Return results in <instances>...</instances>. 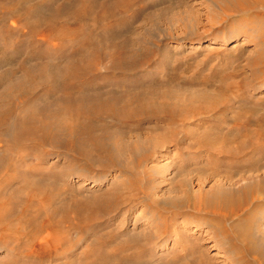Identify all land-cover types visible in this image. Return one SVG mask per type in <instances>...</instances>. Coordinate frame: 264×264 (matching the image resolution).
<instances>
[{"label": "rangeland", "instance_id": "1", "mask_svg": "<svg viewBox=\"0 0 264 264\" xmlns=\"http://www.w3.org/2000/svg\"><path fill=\"white\" fill-rule=\"evenodd\" d=\"M66 1L20 0L35 8L41 2L44 17ZM128 4L112 17L90 22L86 51L95 64L85 77L88 84H83L89 88L81 87L90 95L102 90L101 97H112L117 105L134 95L156 100L150 109L154 114L146 116L144 111L131 120L122 115L126 120L118 123L109 117L93 121L98 143L121 138L131 144L118 154L116 163L104 155H99L100 163L90 160L86 155L96 150L85 135L84 143L70 150L62 143L63 134L55 137L53 147L30 137L12 151L0 143V264H182L179 255L186 250L182 244L187 238L209 264H264L263 188H257L253 199L229 218L221 217L211 203L208 211L204 207L197 211L182 197L184 189L197 199L211 191L236 194L246 183L264 179V63L254 60L264 42V20L255 17L258 11L250 18L235 12L226 17L218 0ZM27 20V16L0 19V27L7 28H0V49L19 50L22 55L41 49L43 56L52 54L64 61L81 43L74 36L45 43L22 25ZM53 42L59 43L55 49ZM120 46L127 52L121 54ZM9 66H2L0 73ZM13 66L15 80L22 71L17 61ZM1 88L4 83L0 94ZM42 103L38 100L39 106ZM51 105L58 109L54 101ZM39 112L43 115L45 110ZM58 118L51 116L54 122ZM203 137L232 140L228 144L218 138L217 143L203 146V140L198 143ZM238 139L247 149L232 156ZM135 141L141 145L136 151L132 150ZM6 152L18 157H8L15 166L2 163ZM141 154L142 167L135 168ZM252 158L258 161L254 164ZM237 161L243 164H224ZM128 181H136L143 191L123 188ZM177 196L182 200L173 199ZM49 218L59 227L55 232L47 233ZM220 223L236 237L230 241L222 233L217 235ZM238 225L244 231L234 235L230 226ZM160 229H167L163 236L151 237ZM106 230L110 235L103 234ZM57 231L60 241L53 242ZM180 233L184 237H178ZM111 235L115 238L109 249L116 241L119 257L85 258L95 243ZM174 242L179 243L173 246Z\"/></svg>", "mask_w": 264, "mask_h": 264}, {"label": "bare ground", "instance_id": "2", "mask_svg": "<svg viewBox=\"0 0 264 264\" xmlns=\"http://www.w3.org/2000/svg\"><path fill=\"white\" fill-rule=\"evenodd\" d=\"M52 1L55 0H51V2ZM130 1L132 0H103V2L100 3L98 2V0H68L62 5L57 6L53 11H50V13L47 14V17L41 15V2H39L38 6L35 8L33 6L30 7L24 5V3L20 2V0H14L12 3L0 1V19L5 17L14 19L21 16H27L29 21L27 20L25 24L22 23V25H26L29 31L32 32V34L37 35V37L45 43H49L51 39L59 41V38L62 36L68 38L74 36V39L76 38L81 41L79 45L76 44L77 46H74V48L72 49L73 52H70V57L64 59V61L60 57L52 56V54L47 56V53H44L46 56H43V52H41V49L40 51L38 49H33L32 51H30V53L23 55L19 50L8 52L5 50V48L0 49V68L5 65H10L8 68H4V70H1L3 72L0 73V85L4 83V89L1 88L4 91L2 94H0V132L3 133H1L0 136V143L5 144V147L2 146L3 149L8 151L14 150V148L17 146V143H19L25 137H30V141L38 143L39 145H46L49 143L51 144V147H53L54 143H56L55 137L59 134H63L64 141L62 143H64V146H66V148L70 150V148L72 147L77 148V146L79 147V145H82V143H84L83 135H85L87 137V140L93 143V147H95L96 150V153L90 152L89 155H86L90 158V160L100 163V156L104 155V158L113 160L115 161L114 163L118 162V154H121V152L125 151L124 148H127V146H131V144H127L128 142L126 143L124 141H120L119 139L121 138L117 139V141L114 140L113 143H108L107 145L98 143L94 134V130L97 124H95V122L93 121H95L96 119H105L109 117L112 120H116L118 123L126 119H137L142 116L144 111L147 113L146 116L150 115V113L154 114L153 112H150V109L154 108L153 106L156 105V100H154L155 102H153V99L150 100L148 98V100H141V97L139 98L138 96L134 95L133 97H129V100L123 101V103L117 105L112 97L104 99V97L106 98V96H102V98L100 95V93L102 94V90L101 92L95 93L89 92L92 94L90 95L87 92L88 90L81 87V85L89 88L88 85L83 84H88L85 77L87 76V74H89V70H91V68L95 64V61L89 57V53L91 52L86 51L88 45L90 44L89 38L91 32L88 28L90 22L94 21L95 23H99L106 18L116 15L114 13L115 10H123L124 6L126 7V5ZM218 1L221 3V9L222 11H224V16L227 15L226 17L231 16L232 13L235 12V14H240L243 17L246 16L247 18H250V16L254 15L253 13L258 11V14H256L255 17L260 20H264V0ZM95 8L97 9L96 11ZM63 15L66 16L65 19L62 20L61 16ZM3 27L5 26H2L0 28ZM3 29L5 31L7 30V28ZM58 44L57 42H53L52 46L56 47L58 46ZM61 45H63L62 42H60V46ZM51 49L52 48L50 47V50ZM118 49L122 51H120L121 54L125 51L123 46L118 47ZM45 57L54 59V61H45L42 59ZM33 60L34 62L30 64L29 62ZM254 60L264 63L263 41L259 49V54ZM15 61H17L19 65L17 68L21 70L22 73L20 75H16L14 80L11 78V76L14 75L13 73L15 72V69H13V63H15ZM115 65H117V61H115ZM39 88H45L43 93H40V90H38ZM38 100H41L43 102L40 106L38 104ZM53 101L54 104L58 106L57 110H53L52 108L51 102L53 103ZM40 109L45 110V113L43 115L40 114ZM55 114L58 115L59 118L54 122V120L51 119V116ZM122 115L128 118L121 119ZM119 135H121V133ZM206 135L207 134H205V136ZM261 136L264 137V134H261ZM218 138L219 137H215V139H209L203 137L200 138L201 140L198 143L203 140V142H205L202 144L203 146H210L211 143L215 144L218 141L229 144L232 140V138L228 139L225 137H220L221 140L219 138V140L217 141ZM238 140V143L236 145L238 147L235 150V154H232L233 152L231 153L229 149H226L225 151L223 150V148L220 151L226 154L231 153L230 155L232 156L240 155L243 150L247 149V147L244 142ZM6 141L9 143V145L8 143H5ZM96 144H98L99 147H96ZM132 146V150L136 151L138 150V146L140 147L141 145L139 141H135L133 142ZM81 147L82 146H80V148ZM8 153L9 152L5 153L7 157L3 160L2 163L4 165H7L8 167H13L15 165H12V162H10L11 160L8 157H18H15V155H8ZM81 155L83 154L81 153ZM143 158L144 155L142 154L139 157H136V164L134 166L135 168L142 167L144 161ZM250 160L254 164L258 161L257 158H252ZM16 162L17 164L21 163L19 159H16ZM242 162L237 161V164H224L226 167L227 165L230 167H237V165H241ZM118 164L120 165V163ZM131 182L135 183L134 186H127V184H131ZM136 184V181H128L126 183H122L123 188L127 189V187H129L132 188L130 189L132 191L135 190L137 192H142V188L136 187ZM242 187L243 188L237 191L236 194H222L221 192L216 193L212 191L210 193H201L203 197L201 196V198L199 199L193 197L194 195L189 194L188 189H184L182 197L187 199L186 202H190L193 209L197 211L200 210L201 207H204L206 209L208 204L211 203V205L217 207L218 213L221 212L219 214L221 217L229 218L233 215H236L238 213V209L248 203L249 198L254 193H256L257 188L261 187L264 189V179L252 180ZM30 194L33 193L31 192ZM130 196L132 195H129V197ZM211 196L214 197V199L211 200ZM46 197L44 198L45 202H47L46 200L49 199L48 197L46 199ZM28 198L32 199L33 197L28 196ZM179 198L181 201V197L178 196L177 198L173 199L179 200ZM191 199H194L195 201ZM255 199L256 198L254 197V200ZM104 206H109V204H106ZM46 225L49 228L47 230V233H49V231L51 230L52 232H55L59 228L58 225H55L51 221V218L48 219V223ZM230 227L233 228L232 230L235 232L234 235H236V233L238 235L239 232L244 231V229L239 225ZM166 230L167 229H160L151 237L161 235L163 236ZM109 232L111 231L106 230L105 232H103V234L110 235ZM231 232V230L227 229V225L225 223L219 224L217 235L220 236V234L222 233L223 237H225L226 240L231 241L236 237L232 236L233 234L231 235ZM59 233L60 232L58 231L53 234L51 233L53 235V242L60 241V238L57 235ZM184 235L185 234L180 233V236L178 237H184ZM114 238L115 237L111 235L107 241L100 242V244L98 242L97 244L95 243L96 245H93L92 251L85 254V258H93L94 255L95 257H109L112 254L119 257L121 253L120 249L116 248V241L114 243L113 249H109ZM187 240L189 239L187 238L186 240H184L185 242L184 244H182V246H185L186 249L184 254L179 255V258H181L183 261L182 264H209L204 257L205 254L201 250L196 248L192 241ZM177 243L179 242H174L173 246ZM121 247L123 246H120V248ZM217 257H220V255H218Z\"/></svg>", "mask_w": 264, "mask_h": 264}]
</instances>
